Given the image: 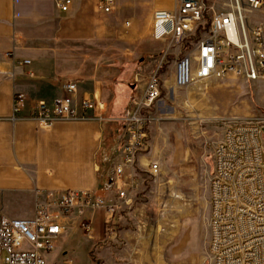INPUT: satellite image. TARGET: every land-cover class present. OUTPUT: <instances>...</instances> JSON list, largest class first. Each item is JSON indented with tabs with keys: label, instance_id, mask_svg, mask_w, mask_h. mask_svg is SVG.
<instances>
[{
	"label": "crops",
	"instance_id": "obj_1",
	"mask_svg": "<svg viewBox=\"0 0 264 264\" xmlns=\"http://www.w3.org/2000/svg\"><path fill=\"white\" fill-rule=\"evenodd\" d=\"M61 1L0 0V210L11 218L32 217L37 197L49 193H110L107 184L115 176L119 143L110 119L132 109L130 93L138 90L141 96L152 75L142 79L137 72L128 85L129 75L115 63L142 59V52L151 50L147 41L153 12L173 11L180 3L118 0L111 12H105L99 0H72L67 11L58 6ZM205 1L221 5V0ZM123 30L130 32L127 37L120 36ZM13 56L31 63L13 69ZM12 70L14 77L6 74ZM71 80L78 83L77 102L89 98L104 103L106 113L59 119L51 127H41L29 117L37 100L66 95L64 86ZM17 93L25 94L27 101L23 112L15 114ZM108 110L117 116L109 117ZM108 153L111 174L103 170ZM147 162L139 153L137 168ZM15 202L24 206L11 208ZM102 216H92L97 238Z\"/></svg>",
	"mask_w": 264,
	"mask_h": 264
},
{
	"label": "built area",
	"instance_id": "obj_2",
	"mask_svg": "<svg viewBox=\"0 0 264 264\" xmlns=\"http://www.w3.org/2000/svg\"><path fill=\"white\" fill-rule=\"evenodd\" d=\"M116 1L99 0V7L111 12ZM71 4L72 0H63L58 6L67 11ZM256 14H264V0H221L218 7L205 0H180L173 11L156 9L152 36L165 42L167 52L175 45L195 40V52L181 56L176 63L172 89L229 76L264 80V22L255 19ZM207 27L206 36L199 38L198 33ZM30 63V59L13 56L11 64L15 69ZM6 74L15 76L14 70ZM64 88L66 95L52 101L37 100L30 113H106L104 103L89 98L77 102L79 87L75 80L68 81ZM161 95L157 70L144 93L131 98L128 113H146ZM26 101L25 94L17 93L14 113H22ZM147 138V129H124L116 150L114 187L128 205L132 203L135 164ZM213 159L209 258L212 264H264V129H225ZM148 169L157 175L160 163L151 160ZM91 194L67 190L38 196L35 214L29 218H11L0 210V264H48V255L66 231L65 217L101 206L114 209L113 203L93 199ZM82 226L92 238L89 221Z\"/></svg>",
	"mask_w": 264,
	"mask_h": 264
},
{
	"label": "rangeland",
	"instance_id": "obj_3",
	"mask_svg": "<svg viewBox=\"0 0 264 264\" xmlns=\"http://www.w3.org/2000/svg\"><path fill=\"white\" fill-rule=\"evenodd\" d=\"M169 2L177 5L175 0ZM263 15L254 17L264 22ZM207 29L198 33L199 38L206 36ZM152 31L151 21L147 41L151 50L142 52V59L115 65L129 75L128 85L135 82L137 72L145 79L158 70L162 95L145 111L151 122L141 152L144 162L157 160L161 170L153 175L148 165L137 168L136 162L129 205L120 199L111 179L107 184L109 194L93 192V199L113 203L114 209L101 206L65 217L66 231L48 255V264H212L208 253L209 183L214 170V148L228 127L264 118V80L229 76L196 81L174 91L171 86L176 63L181 56L195 52V40L175 45L167 52L165 42L154 40ZM129 33L123 30L120 36L127 37ZM138 92L132 91L130 100L139 97ZM128 112L110 119L115 142L120 143L124 137V123L119 119ZM108 114L116 115L112 110ZM111 159L112 154L108 153L102 160L107 162L103 170L110 174L114 172ZM20 206L24 205L15 202L11 208ZM95 213L104 215L99 238L93 228ZM86 220L91 225L92 238L82 226Z\"/></svg>",
	"mask_w": 264,
	"mask_h": 264
},
{
	"label": "bare ground",
	"instance_id": "obj_4",
	"mask_svg": "<svg viewBox=\"0 0 264 264\" xmlns=\"http://www.w3.org/2000/svg\"><path fill=\"white\" fill-rule=\"evenodd\" d=\"M89 116L91 115L87 113H31L29 117L35 120L41 127H51L59 119H78ZM14 118L16 119V117ZM119 120L124 123V129H147L148 123L151 122V117L146 113H126ZM227 129H264V118L239 123Z\"/></svg>",
	"mask_w": 264,
	"mask_h": 264
}]
</instances>
